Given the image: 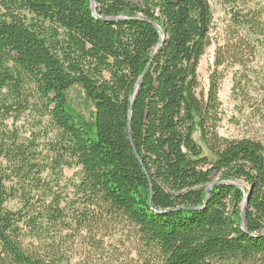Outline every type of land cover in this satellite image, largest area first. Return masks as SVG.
Listing matches in <instances>:
<instances>
[{
    "label": "trees",
    "instance_id": "1",
    "mask_svg": "<svg viewBox=\"0 0 264 264\" xmlns=\"http://www.w3.org/2000/svg\"><path fill=\"white\" fill-rule=\"evenodd\" d=\"M91 5L0 0V264H264V143L219 134L229 68L264 118L263 0H224L215 42L210 0Z\"/></svg>",
    "mask_w": 264,
    "mask_h": 264
},
{
    "label": "rangeland",
    "instance_id": "2",
    "mask_svg": "<svg viewBox=\"0 0 264 264\" xmlns=\"http://www.w3.org/2000/svg\"><path fill=\"white\" fill-rule=\"evenodd\" d=\"M210 3L213 7L215 20L214 26L211 33L212 39L215 41L219 40L224 26L227 23V16L225 13V5L224 0H210ZM264 5V0H263ZM216 45L214 44L211 47L207 54L203 57L200 63V67L198 70L199 79L201 82V88L198 91V94L203 92L206 94L209 89V78L211 75V70L214 63V55H215ZM252 68L255 69V73L253 75V85L254 90L253 96L258 101L264 97V60L262 57L258 56L255 60L254 64H251ZM238 70L237 67L229 68L226 71L225 79L222 82L221 89L219 92V98L222 103V117L223 120L219 126V134L223 137L230 139H242V138H254L262 141L264 143V118H260L254 115L247 110L244 114H239L236 110V103L232 99V87H233V77L234 73ZM76 96V95H75ZM76 103L85 113H89L90 106L86 104L83 98H76ZM30 120V119H29ZM20 124H22L23 128L28 127V121L23 120ZM67 178H71L74 175V171H65ZM122 233L117 235L113 243H117L120 238L122 239ZM108 241V240H107ZM125 241H120L119 249H117V255L115 258L106 259V264H131L124 255L121 254L122 246H124ZM125 251V250H124ZM107 258V256H106ZM81 264H89L86 258L80 260ZM232 264V263H231ZM234 264V263H233Z\"/></svg>",
    "mask_w": 264,
    "mask_h": 264
},
{
    "label": "water",
    "instance_id": "3",
    "mask_svg": "<svg viewBox=\"0 0 264 264\" xmlns=\"http://www.w3.org/2000/svg\"><path fill=\"white\" fill-rule=\"evenodd\" d=\"M91 7H92V11L94 12V11H95V7H96V0H92V5H91ZM158 30H159L160 33H162V30H161L160 28H158ZM146 71H147V69H146ZM144 74H145V73H144ZM143 77H144V75L141 77L140 81L143 80ZM215 186H216V184H215V185H211V186L208 187V189H207V191H206L207 199H208V197H209V193H210V191H211ZM237 187H239L240 189H242V190H243V193H244V203H243V206H242V213H243L242 228L245 230V229H246V224H245L246 213H247V209H248V207H249V195L246 194V192H245V190L243 189L242 186H238V185H237Z\"/></svg>",
    "mask_w": 264,
    "mask_h": 264
}]
</instances>
